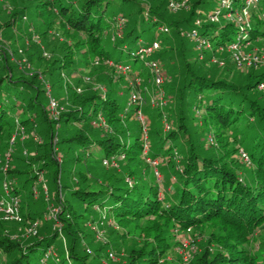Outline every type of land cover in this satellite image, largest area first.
Listing matches in <instances>:
<instances>
[{
	"label": "trees",
	"instance_id": "16d2710c",
	"mask_svg": "<svg viewBox=\"0 0 264 264\" xmlns=\"http://www.w3.org/2000/svg\"><path fill=\"white\" fill-rule=\"evenodd\" d=\"M10 1L13 4L10 18L0 24L1 28L14 26L17 19L23 20V16L26 15L43 18L44 28L40 34L47 39L50 23L58 17L63 20L64 27L69 26L75 32L73 37L84 34L86 38L75 39V45L80 50V63H87L89 58L95 56L100 60L109 59L115 65L127 67L134 77L140 76L141 81L144 74H147L146 71L142 68H133L128 60L132 59L133 63L140 60L137 51L157 40L160 33H165L159 30V26L166 25L169 30L172 28L171 37H174V46L183 52L184 71L179 80L181 86L176 88L173 85L168 92L175 97V101L177 95L180 100L185 99L186 96L194 97V102L189 103L187 110L189 113L193 107L204 110L203 121L209 126L207 132L215 137L214 143L208 144L209 152L199 143L191 140L186 132L185 115L177 105L175 111H172L176 124L162 135L156 132L159 136L152 144L145 142L140 137L144 124L136 117L138 109L142 113L140 105L127 108L131 84L129 87L126 83L123 87L127 99L125 106L122 107L119 90L116 89L115 83L111 85V80L101 83L109 86L104 92L97 88L80 94L68 90V95L60 100L62 104L59 103L63 106V102L69 100L70 109L65 110L64 107L58 120H53L49 112L48 100L46 105L39 102L41 93L44 98L47 95L42 79L38 78V71L26 76L18 70L19 72L14 76L11 72L16 65L5 57L2 66L3 75H0V100L2 96L8 95L6 92L10 91L9 84L17 90V93L14 103L10 106H4L0 102V158L6 152L10 154L8 171L5 174L0 171V183L5 177L12 180L15 184L14 192L20 198V195L30 190V185L36 182L35 170H44L50 175L55 186L56 199L49 200L53 204L61 203L58 217L62 223L60 231L67 241L64 254L67 253V257L77 258L80 264H86L88 253L84 248V252H81L79 245L85 239L84 228L90 229L88 225L95 223L96 219L99 221L98 224H105L108 229L112 224L110 225L105 219L110 216L115 224L120 226L122 224L124 230L120 235V238L122 236L120 244H124L126 236L133 230L131 224L133 219L164 216L172 223H176L180 230L191 227L201 228L205 224H211L213 229L221 234L219 245L227 248V253L218 250L211 253L210 249L213 247L210 246L212 241L210 238L201 244L202 252L194 254V264H260L255 260V256H251L249 250L243 247V244H250L256 228L264 222V91L256 90L258 83L264 80V70L253 69L242 73L232 69L228 71L232 76L229 77L230 74L225 76L227 79L218 77L215 73H209L196 66L195 60L190 61V57H185L186 43L183 40L187 31L197 27L200 35L211 42V58L220 56L218 47L221 45L227 47L230 43L245 44L246 41L264 38V0L260 3L259 14L252 15L254 19L252 28L241 40L237 38L238 31L233 23L204 22L200 26L194 24L200 13L205 12L203 16L211 13V7L212 9L215 7L217 0L211 2L190 0L189 10L175 14L168 9L166 0L157 3L150 0H119L121 11L112 17L107 16V11L115 0H39L33 10L31 2L34 0ZM25 3L26 5H23ZM173 15H176L175 18ZM119 18L124 19L120 29L121 37L107 48L102 43L104 35L117 24ZM142 22L148 23L150 29L154 28L156 31L151 41L144 42L141 39L139 26ZM181 32H184L183 36ZM34 50L28 53V61L35 63L37 67L42 65L40 72L47 77L60 78L62 69L78 64L72 49L64 52L60 58L53 59L44 57L38 48ZM116 50L125 53V57L115 56ZM171 50V47L166 48L158 57L155 55V58L159 61V58L166 59ZM173 71L175 70H169V76L174 75ZM47 81L50 83L49 80ZM119 88L122 87L119 85ZM199 103H203L204 107ZM166 104L164 106L168 105ZM164 106H159L162 109H156L155 117L164 116L167 120L168 106L163 108ZM100 115L104 118L106 124L104 127L99 125ZM37 116H40L39 120ZM241 117L244 118L243 121ZM16 119L24 127L25 138L21 139L18 134L11 143ZM128 120L138 123L133 132L134 137L130 133L127 134L129 137H126L124 131L115 128L118 123H126ZM55 123L59 124L58 128L55 127ZM242 124L246 128L245 131L240 129ZM242 130L244 136L239 137L238 131ZM182 132L183 135H180ZM55 133L56 153L53 152L52 147ZM232 140L238 142L236 147H230ZM242 147L249 157V163L244 162L239 156H234ZM77 148L84 151L85 164L86 159L88 161L86 157L92 156L93 161L100 160V162L103 159H115L118 168L112 164L106 165L110 169L100 176L101 179L94 178L87 167L77 171L73 163L78 161L79 156L76 155L74 161L69 157V154ZM175 149H179L177 161L178 153L174 154ZM55 156L60 157V164ZM143 158L158 160L156 169L159 168L160 161L171 164V168L178 163L181 172L174 169V173L177 174L175 179H171V182L168 180L169 183L164 181L167 183L166 188L172 190L166 202L158 198L159 188L154 179V171L151 174L155 183L145 182L148 176L144 177L143 173L146 170L138 166L144 163ZM236 158L249 165L243 173L245 180H241L237 171L239 168H235L238 167ZM66 162L71 166L65 168L66 173L62 176L63 164ZM118 173L122 175L117 176ZM58 179L60 185L57 183ZM172 184L177 186V192L170 187ZM59 191L63 195V200L57 198ZM30 193L34 197L39 195V192L35 195L32 189ZM74 199L87 207L91 206L93 214L85 216L81 212L78 213ZM95 207L99 211H104L103 218L99 217ZM21 215L23 225L40 219L38 214L22 212V207ZM44 220L50 221L52 233L26 240L22 245L1 233L0 252L5 254L6 261H1L0 264H61V258L60 262H55L53 259H47L44 263L40 261L46 250L52 246L55 237L60 235L52 219L44 218ZM1 222L0 230L2 229L3 232ZM93 236L94 234L86 245L82 244L86 249L89 248V243L96 240ZM153 237L155 242L158 240L156 245H151L147 251L144 250L145 247L132 250L127 261L120 263L160 264L161 257L171 247L168 229L154 232ZM99 243L101 244L99 248L94 250L95 256L105 247L102 242ZM120 244H116V248Z\"/></svg>",
	"mask_w": 264,
	"mask_h": 264
},
{
	"label": "rangeland",
	"instance_id": "374dc122",
	"mask_svg": "<svg viewBox=\"0 0 264 264\" xmlns=\"http://www.w3.org/2000/svg\"><path fill=\"white\" fill-rule=\"evenodd\" d=\"M145 1V0H143ZM151 2L157 3L161 2L162 0H150ZM263 0H260V3H262ZM39 0H34L31 2L32 4V10L36 3H38ZM209 2V0H208ZM211 2V0H210ZM217 4V1L215 2L214 6ZM23 5H26L23 4ZM28 5V4H27ZM120 3L119 0H115L111 3L109 6V9L107 11V16L112 17V15L117 14L121 11V8L119 7ZM167 5V2H166ZM13 4L10 0H0V24H3L5 20L10 18V14L12 12ZM260 8V6H259ZM258 8V10H259ZM190 9V0H188V8L179 10L175 13H180L185 10ZM212 10V7H211ZM258 10L255 11L256 15H258ZM204 11H206L204 9ZM174 13V14H175ZM205 12L200 13L198 15V20L201 21V24L204 22H210L207 21L208 15L203 16ZM199 14V11H198ZM253 15V14H252ZM176 15H173V18H175ZM195 20L194 24L196 25ZM44 19L43 18H35L30 17L29 15H26V19H17L14 26H6L5 28L0 27V75H3V62L5 57L11 62H13L16 65V68H12V74L15 76L20 71L24 73L26 76H31L33 73L38 71V78L40 75L42 78L49 80L50 84L52 86V95L56 97L59 102L65 97V95L69 93V91L73 90L77 94H80L84 91L94 90V88L100 89L101 92H104L105 90L109 89L108 85H103L101 83H105L108 80H111V85L116 84L115 86L117 90H119V97L121 101V106H125L126 97L127 94L123 91V87L127 83L130 87L131 82L133 81V74L130 73L129 69L123 70L122 65H115L113 61L109 59H99L98 56H95L93 58H89L88 62L80 63L79 57H80V50L75 45V39L77 37H80L84 39V34L77 35L76 37H73L72 35L75 34V32L69 27H64L63 20L61 21L58 17L50 23L51 28L48 30V37L42 36L40 34V31L44 28ZM225 22L224 18L221 19L219 23ZM214 23V22H213ZM251 26L254 24V19L251 17L250 20ZM167 27V26H166ZM168 29V27H167ZM32 30V32H31ZM169 30V29H168ZM139 32L142 34L141 39L144 42L151 41L153 38V35L156 33L155 29H150L149 24L146 22H142L139 26ZM173 33V29L170 28L169 31L165 33H160L157 36V41L160 42V46L158 49L154 51L150 57L152 60L158 61L159 65L161 66V69L163 71V85L160 88H153V83L151 80V73L149 69L147 68L144 62V58L138 60L137 62H132L128 60L129 64L135 68H142L144 71H146L147 74H144L143 81H141V84L138 87L139 94L142 96L143 102L141 103L140 107L142 110V115L144 117V127L147 128V138L144 140L145 142H149V144H152V142L159 136L164 134L167 130L172 128L171 126H174L176 122L173 120V112L176 109V106L179 105L183 111V115H185V127L186 132L189 134V138L196 143H199L203 148H205L207 151L209 149L208 144V130L209 126L206 124L205 121H203V117L205 116V112L202 109H190V113L187 110L189 107L190 102H194L195 98L191 96H186L185 99L180 100L179 95L177 98V101H175V97L171 95L170 92H168L171 87L174 85L175 87H180L181 84L179 83V80L183 76V57H182V50L176 48L174 46V37H171ZM189 31L185 33V43H186V52L185 57H190V61H196V66H200L202 69L209 73H215L216 76L224 77L228 76L232 69L235 71H239L242 73H246L249 70L253 69H260L264 70V64L259 63L256 66L248 67L246 69H239L237 68L231 59V54L228 51L227 47H224L220 50L221 54L220 56H213L210 58L211 48L210 49H197L194 42L189 39L188 36ZM181 35H184V32H181ZM34 37H38V41L34 40ZM53 37V38H51ZM121 37V33L118 31L117 26H113V28L109 29L107 33L104 35V39L102 43L105 45V47L110 48V45L112 46L117 39ZM6 47L8 51L4 48ZM136 47V46H135ZM134 47V48H135ZM172 48L170 53L167 54L166 59L159 58L157 60L155 58V55L157 57L159 56L160 52L163 50H166V48ZM35 48H38L39 51H41L42 55L44 57L50 58H60L64 52H66L69 49L74 50V56L77 57L76 62L78 64H75L74 66L62 69L60 71V78L58 76L50 77L46 76L45 74L41 73L42 65L41 67H37L36 64L32 63L31 61H28V53L34 52ZM239 48L241 49L242 53L245 55H252L255 54L261 58V60L264 61V38H259L256 41H249L247 44H240ZM44 52H46L47 55H44ZM115 56H120L122 58L125 57V53H122L120 51L114 52ZM140 55V54H138ZM212 58L217 59V63L212 62ZM162 60V61H161ZM75 62V63H76ZM222 62V63H221ZM230 64H229V63ZM144 63V64H143ZM44 64V62H42ZM214 64V65H212ZM122 66V67H121ZM143 66V67H142ZM39 69V70H37ZM175 70L173 71V76H169V70ZM19 70V71H18ZM180 75V76H179ZM136 76V75H135ZM232 76L231 74L229 77ZM85 78H88L87 81H85ZM227 79V78H225ZM173 80V82H172ZM119 85L122 88H119ZM10 91L6 92L7 96H2V102L4 106H10L12 103H14V97L16 96L17 90L10 85ZM176 87V88H177ZM164 89V97L166 100L167 106H164L163 108L167 107V120L166 117H155L156 109H162V107L159 106H152L151 105V92ZM79 89V90H78ZM162 89V90H163ZM69 90V91H68ZM258 91V89H256ZM260 92V90H259ZM39 102L42 105H46L47 103V97L44 98V95L41 93L39 95ZM179 99V100H178ZM170 104V105H169ZM201 104V107H204L203 103ZM63 107H65V110L70 109V101L63 102ZM153 107V108H152ZM155 107V108H154ZM123 114V113H122ZM40 116H37L38 120ZM243 117H241V121H243ZM99 122V120H98ZM202 122H204L202 124ZM102 124V123H101ZM99 123V125L102 127ZM167 125L169 128L167 129ZM138 126V123H134L131 121H126V123H118L117 127L119 130H122L126 133L131 134L132 137H134L133 132L135 131L136 127ZM177 127V126H175ZM240 129H243L245 131L246 128H244V125H240ZM138 130V129H137ZM238 131L239 137L244 136V131ZM138 132V131H137ZM159 132V135L158 133ZM123 135V134H122ZM144 131L141 129L140 137L143 140ZM180 135H183V132L180 133ZM126 137H129L128 135ZM132 139V138H131ZM237 141L232 140L230 147H236ZM218 147V146H217ZM216 147V148H217ZM244 149V147L239 148L235 157H238L239 150ZM178 153L176 155V161L179 159V149L174 150V154ZM209 152V151H208ZM70 158L74 161V158L76 155L79 156L78 161H75L73 165H75L77 171L79 169H85L86 167L91 171V175L94 178L99 179L100 176H103V174L107 171H109L110 167H106V165H102V162L100 160L93 161L92 156L86 157L88 158V161L86 159V164L84 163L85 160V153L82 149H76L74 152L69 154ZM240 157V156H239ZM168 159V158H167ZM144 163L138 164L141 169L146 170L143 175L144 177L148 176V178H145V182L147 183H155L159 188L158 198L166 202L167 198L171 195L172 190H168L166 188V184L169 183L168 180L171 179L174 180L177 176L175 170L178 172H181L180 167H178V163L171 168V164H165V161L159 162V168L156 169V167H153L149 160H152L151 158H143ZM70 163L63 164V170H62V176L66 173V167H70ZM236 165L239 168L237 171L239 173V177L241 180L244 179V170L249 167V165L242 162L239 158H236ZM180 166V164H179ZM36 167V166H35ZM152 169H151V168ZM34 168V165L32 166V169ZM118 168V165H117ZM175 169V170H174ZM156 170L160 177L156 174ZM44 171V170H43ZM154 171V177L151 174V172ZM240 171V172H239ZM122 172H124L122 170ZM247 173H249L247 171ZM44 177L46 181V185L48 187V198L52 200L55 198V186L50 178L49 174H46L44 171ZM60 175V174H59ZM97 175V176H95ZM117 176L122 175L121 173L116 174ZM152 177L155 179H152ZM101 179V178H100ZM59 180V179H58ZM166 182L164 183V181ZM59 181H57L58 183ZM35 184V183H34ZM34 184L30 185V190H27L26 192L22 193L20 195L21 199V207L22 212H31L34 214L40 215V219L31 221L32 223L28 222V226L23 225L21 222L12 221V220H0L2 227L4 228L3 232L2 229L0 230V234L4 233L5 236L15 240L19 244H23L26 242V240L33 239L36 237H41L46 234H51L53 231V228L51 226L50 221L47 222L44 220L49 218L46 216L48 213V209L50 207V204L52 203L49 199H46L45 193H43L42 188L40 185H38L39 195L37 197H34L30 191L32 189V186ZM60 184V183H59ZM165 184V185H164ZM173 191L175 190L177 192V186L171 185L170 186ZM62 193L61 197H59L58 193V199H62ZM56 199V198H55ZM57 199V200H58ZM47 201V203H46ZM75 208L78 213H83L85 216H90V214H93L91 211V206L87 207L85 204H80V202L77 201V199H74ZM58 202V201H57ZM56 202L54 203V205ZM95 210L98 212L99 217L104 216V211H99L96 207ZM50 214V213H49ZM46 216V217H45ZM51 216V215H49ZM98 217V216H97ZM111 217V216H110ZM105 219L109 224L111 225L110 229L105 227V224H98L99 221L96 219L95 223L88 225V230H85L84 228V240L82 241L83 245H86V242L88 243V240H92L91 237L94 234L93 237H95V240L93 243H89V248H85L82 244L79 245V250L81 252L85 251L88 253V258L86 264H121L123 261H127L129 258V254L132 250H139L142 247H145L144 250L147 251L148 248L151 247V245H156L155 239L153 237L154 232H159L160 230L167 228L169 239L171 241V247L168 248L166 254L161 257L160 264H194V256L196 255V252L201 253V244L203 241H207L210 238L212 241L210 242V246L213 247L211 250V253L215 252V250H218L220 252L227 253V248H224L223 246L219 245V240L222 239L221 234L214 230L211 224H205L201 228H195L191 227L186 230H180L179 226L176 223H172L171 220L166 219L164 216H160L159 218L150 216L149 219H133L131 221V224L133 225V230L126 236V241L124 244H120L122 242V236L120 238L121 233L124 230V226L121 224H115L112 218ZM149 220V221H148ZM148 221V223H147ZM36 230L38 232L37 235H27L25 233L26 227H29L30 224L35 223ZM113 229V230H111ZM94 231V232H93ZM93 233V234H92ZM4 236V235H3ZM32 236V237H31ZM63 236V237H62ZM62 236H57L54 239V242L52 243V247L55 249V252L57 253V256L59 257V261L62 259L61 264H80V262H77V258L67 257V253L64 254V251L66 250V238L64 234ZM64 238V239H63ZM148 241V242H147ZM99 242H102L105 247L102 248L101 253L97 256H95L94 250L98 249L101 245ZM116 244H120L119 247L116 248ZM242 247V246H241ZM243 247L247 248L249 250V253L251 256H255V260L259 261L260 264H264V222L258 226L254 232V235L252 237V240L247 244H243ZM84 248V249H83ZM201 251V252H200ZM195 254V255H194ZM121 257V258H120ZM61 258V259H60ZM114 259V260H111ZM6 261L5 254H2L0 252V263Z\"/></svg>",
	"mask_w": 264,
	"mask_h": 264
},
{
	"label": "built area",
	"instance_id": "2783aa9c",
	"mask_svg": "<svg viewBox=\"0 0 264 264\" xmlns=\"http://www.w3.org/2000/svg\"><path fill=\"white\" fill-rule=\"evenodd\" d=\"M167 2V7L168 9L175 13L179 10L182 9H187L188 8V0H166ZM260 6V0H217V4L215 7L211 10V13L208 14V20L210 22L214 23H219L221 19L224 18L225 22H230L233 23L236 28H237V35L238 39L241 40L243 37H246L248 34V31L252 28L250 20L252 17V14L258 10ZM23 19H26V16H23ZM124 19L119 18L118 22L116 24L118 31L120 32L121 27L123 26ZM201 21L197 19L196 21V26H200ZM159 30L163 32H167L168 29L166 25L159 26ZM189 39L192 40L196 46L197 49H212L211 42L208 38L201 36L197 27L192 28L189 30L188 33ZM38 37H34L35 41L37 40ZM249 41H246L245 44H247ZM160 46L159 41L154 40L150 45L147 47H141L138 51L137 54L140 57V59L144 58V62L149 69L151 73V80L153 83V88H160L163 85V71L161 69V66L159 65L158 61L152 60L150 55L154 53L156 49H158ZM240 44L238 43H230L227 45L228 51L231 54V59L233 64L239 68V69H246L248 67L256 66L259 63H263L264 61L261 60V58L255 54L252 55H245L242 53L241 49L239 48ZM225 46H219L218 49L219 51L223 49ZM7 50L6 47H4ZM44 55H47L46 52H44ZM212 62L217 63V59L212 58ZM222 63V62H221ZM122 67V66H121ZM123 70L127 69V67H122ZM40 79H42L45 87V92L47 95V100H48V108L50 115L53 120H58L59 114L64 110V107L59 103V101L52 95V86L50 83L42 78L40 75ZM88 78H85V81H87ZM141 84V78L140 76H135L133 78V81L131 82V88L129 91V97H128V102H127V108L130 106H134L136 104L141 105L143 102L142 96L139 94L138 87ZM163 89V88H162ZM157 90L151 92V105L152 106H164L166 104V100L164 97V89L163 90ZM257 89L264 91V80L259 82L257 85ZM79 90V89H78ZM136 117L144 122V117L141 113V111L138 109L136 112ZM98 120L100 124L104 127L106 126L104 118L100 115L98 117ZM59 124L55 123V127L58 128ZM169 126L167 125V129ZM144 135H143V140H146L147 135H146V129L143 127ZM20 135L21 139L25 138V131L24 127L19 123L18 119L15 120V130L11 136L10 142L13 143L14 139L16 138L17 135ZM208 140L209 143H214L215 137L212 133L208 134ZM36 138V137H35ZM40 140V139H38ZM57 136L56 133L53 135L52 138V147H53V152H57ZM147 146L145 144V150ZM25 152V151H24ZM240 158L246 162L249 163V157L247 153L240 149L238 152ZM56 161L60 164L61 159L58 156H55ZM151 165L153 167H156L158 164V160H149ZM103 165H109L112 164L114 166H117V162L115 159H103L102 160ZM10 165V154L9 152H6L2 158H0V171L5 174L8 171ZM36 168V167H35ZM36 174V182L32 187L33 193L36 195L38 194V185L41 186L43 193H45L46 199L48 198V187L46 185L45 181V175L43 170H35ZM156 174L160 177L156 170ZM59 181V180H58ZM128 182H130L129 179H127ZM58 185L59 182H58ZM15 184L12 180L7 179V177L3 178L1 183H0V220H12V221H17L21 222L23 221L22 215H21V207H20V198L17 193L14 192ZM59 197H61V192L59 191ZM61 208V203L58 202L57 204H50V207L48 209V213L46 216L49 219H52L54 221V227L56 226L58 228L60 236H62L61 233V227L62 223L59 220L58 214L60 212ZM50 213V214H49ZM51 215V216H49ZM45 216V217H46ZM38 221V220H37ZM35 223L30 224L29 227H26L25 233L27 235H36L37 230L35 227ZM63 237V236H62ZM64 239V238H63ZM47 259H53L55 262L59 261V257L57 256V253L55 252V249L50 246L46 252L44 253L43 257L41 258V263H44L45 260Z\"/></svg>",
	"mask_w": 264,
	"mask_h": 264
}]
</instances>
